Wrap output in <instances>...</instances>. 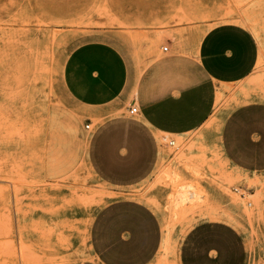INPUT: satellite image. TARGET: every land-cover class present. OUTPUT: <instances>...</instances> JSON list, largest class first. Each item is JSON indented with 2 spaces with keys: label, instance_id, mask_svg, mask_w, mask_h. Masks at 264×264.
Here are the masks:
<instances>
[{
  "label": "rangeland",
  "instance_id": "obj_1",
  "mask_svg": "<svg viewBox=\"0 0 264 264\" xmlns=\"http://www.w3.org/2000/svg\"><path fill=\"white\" fill-rule=\"evenodd\" d=\"M219 26L248 34L253 62L185 134L63 88L80 42L199 57ZM0 264H264V0H0Z\"/></svg>",
  "mask_w": 264,
  "mask_h": 264
},
{
  "label": "crops",
  "instance_id": "obj_2",
  "mask_svg": "<svg viewBox=\"0 0 264 264\" xmlns=\"http://www.w3.org/2000/svg\"><path fill=\"white\" fill-rule=\"evenodd\" d=\"M174 44L170 39L166 49L162 47V56L131 64L114 43L103 39L80 42L64 60L63 88L91 112L120 98L137 107L136 116L144 128L185 134L210 116L219 80L245 75L253 55L248 34L227 26L207 34L199 57L180 54ZM228 47L235 48L231 58L226 56Z\"/></svg>",
  "mask_w": 264,
  "mask_h": 264
},
{
  "label": "built area",
  "instance_id": "obj_3",
  "mask_svg": "<svg viewBox=\"0 0 264 264\" xmlns=\"http://www.w3.org/2000/svg\"><path fill=\"white\" fill-rule=\"evenodd\" d=\"M163 48L166 49L165 46H164ZM129 112H130V113H136V112H137V107H136L135 105L132 104V105L129 107ZM85 127L88 128V127H89V124H85ZM168 143L171 144V145L174 144L173 140H169ZM235 189L237 190V188H235Z\"/></svg>",
  "mask_w": 264,
  "mask_h": 264
},
{
  "label": "bare ground",
  "instance_id": "obj_4",
  "mask_svg": "<svg viewBox=\"0 0 264 264\" xmlns=\"http://www.w3.org/2000/svg\"><path fill=\"white\" fill-rule=\"evenodd\" d=\"M247 17V16H246ZM237 19V18H236ZM247 19V18H246ZM240 20H242V19H240ZM239 20V21H240ZM243 21V20H242ZM236 22V21H235ZM238 23H240V22H238ZM242 24V23H241ZM256 32V31H255ZM223 89V88H222ZM260 92V91H259ZM218 94V93H217ZM254 94V93H253ZM220 95V94H219ZM173 142H174V140H173ZM193 195H194V193H192ZM197 194V193H196ZM109 196H112V194L111 195H109ZM196 196V195H195ZM146 200L148 201V199L146 198ZM150 200H152L151 198H149V201ZM153 204V203H152ZM155 209H157V208H155ZM204 209V208H203ZM60 224V223H59ZM52 228H54V227H52ZM63 228V227H62Z\"/></svg>",
  "mask_w": 264,
  "mask_h": 264
}]
</instances>
